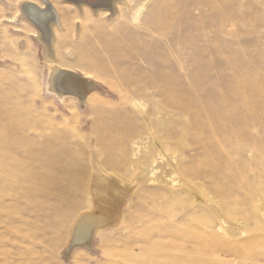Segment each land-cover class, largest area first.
<instances>
[{
    "label": "rangeland",
    "instance_id": "374dc122",
    "mask_svg": "<svg viewBox=\"0 0 264 264\" xmlns=\"http://www.w3.org/2000/svg\"><path fill=\"white\" fill-rule=\"evenodd\" d=\"M9 1L11 8L0 1V106L11 110L4 108L10 115L7 118L17 119L23 125L12 131L20 132L38 147L50 146L54 154L62 153L64 143L69 154L61 165L69 167L73 174L78 170L85 172L86 190H102L95 184L102 181L98 171L104 165L105 172L110 171L104 179L111 196L106 201L94 199L91 208L81 206L71 224L62 226L60 213L66 207L57 204L56 192L50 193V203L44 206L36 196L24 195L34 187L43 188L46 182L43 175L27 180L21 188L13 186L16 179L12 178L10 184L0 186V264H264V0H156L153 5L157 8L149 7L146 25L143 16L138 30L122 14V20L107 11L95 15L88 12L86 18H81L73 7L53 0L63 11L61 17L66 26L62 32L55 30L58 36L55 65L64 70L74 68L75 72L91 77L89 83L95 98L85 108L71 99L62 103L47 93L50 62L35 40L33 28L23 27L25 21L15 22L20 0ZM160 5L171 12L173 21L168 26L159 18L151 29L148 24L162 10ZM123 7L121 12L125 10ZM120 20L126 21L125 24H119ZM103 37L124 45L120 60L110 57ZM92 63H100L106 69L92 67ZM167 83H171L182 104L189 107V110L176 109L177 116L170 121L164 113L169 110V104L163 100ZM133 99L143 102L144 113L151 118L152 125L162 123V131L165 126L168 129L161 131L162 137L158 138L165 141L163 149L170 150V161L157 155L143 121L138 116L129 120L128 114L136 112L131 105ZM243 99L247 101L242 102ZM228 105L238 106L237 113L228 114ZM195 110L196 115L201 110L207 117H214V128L207 131L198 128L192 117ZM108 115L111 119L127 115L129 121L121 125L118 134L130 130L128 135L123 131L126 136L122 141L109 143L114 152L111 158L100 151V139L108 133L104 130ZM6 122L4 128L9 127ZM207 153L215 164H228L232 176L239 175L236 185L244 188L239 189L241 206H228L220 201V183L184 174L196 165V159L202 163ZM109 162L114 166H109ZM40 164L35 162L30 167L36 169ZM172 171L181 172L178 174L181 179L184 176V180L194 182L193 187L207 190L210 197L221 202L218 208L224 217L219 210L217 214L227 220L229 229L237 231L236 238L224 236L219 221L213 215L206 218L204 206L194 205L193 199L184 195L178 185L160 186L170 179ZM221 177L223 182L227 181L225 170ZM73 179L71 183L66 181L70 179H64L61 184L73 189L76 183ZM154 186L163 189H151ZM14 190L27 191L14 193ZM37 192L42 195L40 190ZM96 210L109 219L108 226L87 245L68 248L76 218L82 212ZM50 215L55 218L49 227L46 219ZM242 223L249 226L239 227ZM190 225L197 226L201 239L183 240L188 237L189 231L185 229ZM158 226L165 230L177 228L182 236L174 239L176 233L171 231L170 237L166 233L162 239L156 234L147 235L151 230L147 227ZM235 244H241L237 251L232 249Z\"/></svg>",
    "mask_w": 264,
    "mask_h": 264
},
{
    "label": "bare ground",
    "instance_id": "6f19581e",
    "mask_svg": "<svg viewBox=\"0 0 264 264\" xmlns=\"http://www.w3.org/2000/svg\"><path fill=\"white\" fill-rule=\"evenodd\" d=\"M0 1L6 5H9L10 8L12 7L11 2L9 0H0ZM153 1H156V0H144V1L143 0L142 1L141 0H59V2H61V4H64L65 6L73 7L77 12L75 14H77L81 18H86V15L88 12L95 15V14L100 13L101 11H107V13H112V15L114 14V16H116V18L120 17L121 20H122V16L125 20H128V19H126V17L129 18L130 19V21H129L130 25H135V26L137 25V28H136L137 30H138V27H140L139 23L141 24V20H142L143 16H144V19L146 18L145 16L148 17L149 11H148V13L146 11L148 9H150L149 7H151V5H153V3H154ZM122 6H124L123 8L125 10L122 9V12H121L120 8ZM153 7H154V5H153ZM18 8H20L19 9V15L16 16L15 22L17 20H20V22L25 21L26 23H25V25H23V27L28 28L27 26H30V28H33L32 30H34L33 35L35 36V40H37L38 44H40L42 46L43 55L45 56L46 61L50 62V63L47 62L49 64L48 76L46 79V91H48L47 93L54 95L62 103H65L66 100L70 101V99H71L74 102H76L79 106H81L82 108H85L95 98V95H93L94 94L93 89L91 87L92 83H89V81H90L89 79L91 77H89L88 74H79V73L75 72L74 68H72L73 70H69V69L64 70L62 68H59L58 65H55V62H56L55 45H58V44H55L57 41V37H58V36H56L57 33L55 32V30L58 32H62L63 27H66V26H63L64 20L62 21V19H64V18L61 17L62 16L61 14L63 13V11L61 13V11L58 9L57 5L53 3V0H36V1L20 0L18 2ZM154 8H157V6ZM160 8H161V5H160ZM160 8L158 7V9H160ZM164 8L165 7H163V9L161 8L162 10L159 12L156 11L157 14H155V16H156L155 19L153 20V22L151 21L148 24V26L151 29L155 26V24H157L159 18L161 20L165 21L168 24V26L171 25V23L173 21V16H172L171 12H169V10H165ZM117 9H118V11H117ZM123 12H124V15H123ZM121 14H122V16H121ZM18 16L21 17V19H19ZM146 19L143 22V25H146V24H144L146 22ZM114 20H115V18H114ZM125 22H122V21L119 22L118 21V23L122 24V25H124ZM75 27H76V25H75ZM145 28L147 29L148 27H145ZM127 30H129V27ZM66 31H67V29H66ZM77 31H78V29H77ZM127 32H129V31H127ZM103 42H104L106 49H108L107 52L110 55V57H112L114 60H120V50L122 49V46H124V45L119 43V41H117V40H110V39H107L106 37H103ZM99 64L98 63H92L91 66L99 68L101 70L106 69L104 66H102L101 64L99 65ZM60 67H62V66H60ZM122 76L124 77V75H122ZM86 81H88V82H86ZM123 88H125V87H123ZM132 88H135V86ZM174 92L175 91L172 89L171 83H167L166 97H164L165 99L163 98V100H165L166 103L169 104V110L164 112L167 115V117H168L167 119H169V121L173 120V118L175 116H177L176 115V109L184 108L186 110H189V107L183 105L181 99H179L177 96H175ZM239 92H241V91H238L237 93H239ZM73 101H71V102H73ZM241 101L246 102L247 100L243 99ZM4 103H5V101H4ZM157 104H158V102H157ZM131 105L133 108L136 109V112L134 114H128L129 120L134 118L135 116H138L143 121L144 125L146 127H148L147 134H149V139L150 138L152 139L153 147H154L153 149L157 150V152H156L157 155L160 156V159H163V160L165 159V161H167V162L170 161V158L168 159V157H170V154L168 153V151L170 152V150L169 149H167V150L163 149L162 144L165 143V141L163 142L158 138L161 135L160 132L163 130V125H161L162 123L158 124L156 127H155L156 124L152 125L154 123H151V118H149V116L146 113H144L143 108L145 107V105L143 104V102L141 103V100L139 101L137 99H133L131 101ZM2 106L3 107L0 106V186L3 184H10V181H12V178H13V179H16L15 184L13 186H16L17 188H21L23 183H26L27 180L36 179V178L41 177V175H43L44 178L46 179V182L43 184L44 185L43 188L39 189V188L34 187L32 190H31V188H29L28 190H31L30 191L31 193L22 192V191H27V190H14V193L21 191L22 193H25L24 195H34L37 197L38 202L41 203V206H44V205H47L48 203H50V202H48L50 193H52L53 191L56 192L57 195H59V197L56 196L57 200H58L57 204L60 203L59 205L61 207H62V205H64L66 207V209L60 213V217H61L60 220L62 222L61 223L62 226L66 225V224H71L69 222H72L71 221V220H73L72 218L76 215L77 210L80 209L81 206H87V207L90 206V208H91L93 206L94 199H99L100 201L101 200L106 201L111 196V194L109 193L110 190H106V187H107L106 183L108 181L105 182L106 180L104 179V176L106 175V172L109 171V169L105 172V170H104L105 167L103 168L104 165L102 167L99 166L98 172L101 175L100 179L102 181L100 183H97V184L94 183V184L97 187H100L102 190H86L85 189V187H86L85 181H84V179H85L84 173L85 172L78 170V172L76 174H73V172H71V169L69 167H65V166L61 165V163H62L61 161L63 159L65 160L67 155L69 154V152H67L64 148V143L62 146L63 151L60 149V151H62V153L60 152V154H54L53 152H51L50 146H48V145L38 147L37 145L34 144L35 142H32L31 140L27 139L20 132H18V131L15 132L16 130H19L20 128H22L23 125L17 119H13V118L11 119L10 117L7 118L6 116H10V115H8L9 112H7L4 108L8 109V107H5L4 105H2ZM228 106L230 107L228 114H231L233 112L237 113V111L239 109L238 106H233V107L231 105H228ZM90 107H92V105ZM146 108H147V106H146ZM163 108H166V107H163ZM94 110H96V109H94ZM9 111H11V110H9ZM162 111H163V109H162ZM197 111L198 110L194 111L192 117H193V120L197 123L198 128L201 127L205 131H207L210 128H214V125L216 123L215 118L214 117H212V118L207 117L205 115L206 112L204 113V111H201V110H200V112H198L199 114L196 115L195 112H197ZM99 112H100V110H99ZM105 112H106V110H105ZM108 112H109V110H108ZM178 113H180V112H178ZM105 114H107V113H105ZM158 114L160 115V113H157V115ZM180 114H182V113H180ZM108 117H109V115H108ZM109 118L110 119H108L104 123L105 127H106V128H104V130L106 129L108 133L105 132V138L101 137V139H100V143H101L100 151L106 157L108 156V158H111L112 155H114V152H112L113 150L109 147V143H112V141H115L116 139H119L120 141H122L124 139V137L126 136L125 134L128 135L130 133V130H129V128H127L125 130L122 129L125 132V134L123 133V131H122V133L118 134L119 131L121 130V125L125 121L127 123L129 121L127 115L126 116H124V115L118 116L117 118L115 117L114 119H111L112 117H109ZM152 118H153V116H152ZM199 118H200V120H199ZM5 122L9 125L8 128H4ZM97 122L99 124L100 123L103 124L99 119ZM164 123H165V121H164ZM168 123L170 124V122H168ZM13 128L14 129L19 128V129L12 131ZM95 128H96V126H95ZM165 128H166V126L164 127V132H165V130H168ZM97 130H100V129H97ZM234 130H235V128H234ZM201 132H202V135H204L203 130ZM219 135H222V133H220ZM160 137H162V136H160ZM198 137L200 140L203 139V137L200 135ZM96 139H98V138H96ZM156 150H154V151H156ZM97 153H99V152H97ZM53 155H57V157L55 158V157H53ZM153 156H155V155H153ZM72 158H75V157H72ZM98 158H100V157H98ZM171 158L173 159L172 156H171ZM197 161H198V159H196V165L193 168L188 169L184 174H186L188 177L190 176V178L203 176L206 179V181H208L212 184L217 185L220 183L222 185L219 187V188H221V194L218 193L219 195H221L220 201L225 203L228 206H236V207L241 206L242 200H241V198H239V194L241 193V191L239 189L244 190V188L242 187L241 184H239L238 186L236 185V180H237L236 178H238L239 175L234 174V176H232L231 173H233V172L230 171L231 168H229L228 164H225L223 166H219V165L215 164V162L212 160V157L209 153H207L205 155L202 163H197ZM35 162H41V164L36 169L31 168L30 167L31 164H33ZM108 165L111 167L114 166V164L112 162L111 163L109 162ZM222 170L226 171V180L227 181H224V182H223L222 177H221ZM176 171H178V170L176 169ZM180 173L181 172H178L179 175H180ZM178 174L176 172L172 171L169 175L170 179L167 182L166 181H163L162 183L159 182L161 184L160 186H165L167 184V185H171V187L172 186L176 187L178 185L180 187L178 189H181L182 193L184 195L190 196V199H193L194 205H197L199 207L204 206L203 210H204V215L206 216V218H210V216L213 215L215 217V219H217L219 221L218 226H219L220 230L224 231L223 232V233H225L224 236L230 237L231 239L236 238L237 237V231L229 229L228 228L229 223L227 222V220H225V218H220L218 215L220 213V215H222V217H224V215L221 213L222 210L220 211V209L218 208L219 207L218 204H220L221 202H216L218 199L216 198V200H215L214 198H212L213 196L210 197L209 196L210 194L207 192V190L205 191L207 193H205L200 187H193L192 186V184H194L193 181H192L193 183L191 184L189 181L184 180V176L182 177L183 179H181L178 176ZM153 175H155V174H153ZM41 178H43V177H41ZM73 178H75V181H76V183L74 182L75 187L73 189H71L69 186H68V188H65L61 184V181H63L64 179H70V180H66V181H68V183H71V181L74 180ZM187 179H189V178H187ZM114 180H116V179H114ZM239 180H240V178H239ZM95 181H96V178H95ZM198 181H197V183H198ZM112 182H113V180H112ZM110 184H111V182H110ZM111 185H113V183ZM30 187H31V184H30ZM175 187H173V188H175ZM153 188H155V186L151 187V189H153ZM162 189H163L162 187H157L156 190L158 191V190H162ZM37 190H40L42 195L40 193H38ZM127 190H130V189H127ZM160 192H162V191H160ZM147 196L153 197L154 194H151V195L149 194ZM146 198L148 199V197H146ZM157 200H159V199H157ZM161 200H162V198H161ZM51 201H52V199H51ZM166 208H167V206H166ZM218 210H219V213L217 212ZM96 211L97 212L92 211V212H89V213L87 212L84 214H82L83 213L82 212L81 213L82 215L80 214V216L78 218H76L77 220L76 221L74 220L75 221L74 225L73 226L71 225L72 226V231H71L72 235L70 234L71 235V241H70L71 245H68L67 246L68 248H70L71 246H76V245H87V243H89L92 240V238H93V236H95V234L99 233L102 229H104V227L108 226V223L110 222V221H108L109 219L104 217V216H101V214L98 213V210H96ZM159 213H161V212H159ZM229 214H231V213L229 212ZM165 216H167V215H165ZM234 216H236V215H234ZM131 217L132 216L129 215L128 220H130ZM240 217L243 218V216H241V215H240ZM247 217L250 218V216H247ZM54 218L55 217H52L51 215L47 216L46 220H47L49 227L51 226L52 222H54ZM141 219H142V217H141ZM143 219H145V218H143ZM197 219H199V218L197 217ZM146 221H148V219ZM138 222H139V220H138ZM173 222H175V221H173ZM246 223H242V225L239 224V227H244V226L248 225ZM128 224H130V223H128ZM182 224H184V221L182 222ZM116 225H119V224L117 223ZM116 225H115V227H117ZM129 226L131 227L132 225H129ZM134 226L135 225H133V227ZM192 226L193 225H190L188 227V229H185L189 232L186 233V235H188V237L184 236L183 240H184V238L185 239L194 238V239H198V240L201 239L200 237L197 236V235H199V236L201 235V233L197 232L198 231L197 226L196 227L194 226L195 230ZM165 228H166V226H165ZM143 229H144V227H143ZM147 229H151L147 232L148 236H152V235L156 234L159 237V239L160 238L162 239V237H165L164 234L168 233L169 231L174 232V234L176 233V237L174 235V239L175 238L180 239L181 238L180 236H182V235H180V231L177 228H171V230H165L163 227L158 226L157 228L147 227ZM193 234H194V236H191ZM206 234H203V235H206ZM168 236H169V233H168ZM204 237H206V236H204ZM207 237H208V239L210 238V240L212 239L213 241L214 240L216 241V239H217V237H214V236H207ZM214 238H216V239H214ZM219 239L220 238H218L217 240H219ZM210 242L211 241H208V243H210ZM245 243H247V242H245ZM229 245H231V244H229ZM240 245L241 244H235V245H233L232 249L237 251V249L240 247ZM167 246H169L168 248H170V244H168ZM167 246H166V249H168ZM224 246H225V243H224ZM181 247H182V245H181ZM161 248H163V247H161ZM252 248H253V246H252ZM175 249H179V248H175ZM68 250H70V249H68Z\"/></svg>",
    "mask_w": 264,
    "mask_h": 264
}]
</instances>
